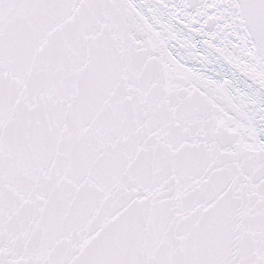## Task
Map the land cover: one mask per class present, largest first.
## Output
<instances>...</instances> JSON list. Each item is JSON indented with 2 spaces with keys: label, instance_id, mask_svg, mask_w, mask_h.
Segmentation results:
<instances>
[{
  "label": "snow or ice",
  "instance_id": "snow-or-ice-1",
  "mask_svg": "<svg viewBox=\"0 0 264 264\" xmlns=\"http://www.w3.org/2000/svg\"><path fill=\"white\" fill-rule=\"evenodd\" d=\"M0 264H264V0H0Z\"/></svg>",
  "mask_w": 264,
  "mask_h": 264
}]
</instances>
